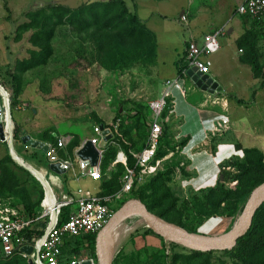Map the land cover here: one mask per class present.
Returning <instances> with one entry per match:
<instances>
[{"label":"rangeland","instance_id":"obj_1","mask_svg":"<svg viewBox=\"0 0 264 264\" xmlns=\"http://www.w3.org/2000/svg\"><path fill=\"white\" fill-rule=\"evenodd\" d=\"M87 1L92 0H0V83L10 94L16 82L19 84L18 98L22 99L19 106L21 109L24 108V112L12 111V122L15 128L23 133L25 125L19 127L23 115L29 124V130H32V126L43 129L57 121L78 118L79 123L75 126L79 134L89 138L94 123L83 122V119L92 111L94 105H97L102 116L112 117V123L121 120L118 133L121 134L122 141L129 144L127 146L132 152H138L147 142L150 123L149 103L161 96L151 84V70L146 66L149 64L151 53L148 52V57L144 59V56H139L145 48L143 45L131 43L129 45L119 34L113 32L94 34L93 38L96 41L88 42L92 37L85 39L86 33L61 27L55 31L52 56L46 60L47 43L43 37L37 36L38 24L48 25L50 21H55L58 17L62 18L59 7L78 11ZM141 1L139 5L142 4L143 8L138 9L137 15L144 21L152 4L146 2L149 0ZM177 1L183 2V0ZM125 2L127 8L133 11L131 2L129 0ZM235 9L234 1L231 4L223 1L207 13L209 16L207 22L215 25L213 30H219L227 22L229 26L224 27V34L218 37L219 50L207 56L206 60L210 63L211 74L217 77L226 92L241 99H249L252 98L254 89H264V77L258 78L245 56L239 61L238 49L243 44V40L246 43L243 45V55L246 53V48L253 45V40L247 33L251 27L250 19L237 16ZM262 20V29L256 27L253 33L256 39L252 50L260 55L257 59L259 63L264 62V18ZM154 21L162 26V34H159L155 50L168 70L164 73L173 76L174 62L181 55V44H177L174 38H168L166 32L171 35L172 31L177 36V33L183 31L170 16L164 20L155 15ZM231 28L234 30L233 33L227 34ZM83 36L84 39H81ZM81 42L88 44L81 45ZM138 51L140 52L137 55ZM131 58L135 61L131 68L135 70L129 75V69L124 65ZM32 63L39 66L31 69ZM40 63L44 64L40 65ZM188 85H190L189 80H187ZM146 87L149 91H146ZM186 91L189 93L187 89ZM261 93L258 98L261 97ZM172 98L174 100L175 93L172 94ZM170 100L171 97L167 99V108L170 106ZM136 103L141 105L136 106ZM235 104L234 101L232 106ZM234 109L232 114L235 119L239 120L244 116L243 110ZM249 110L253 111L247 127L253 130L260 128L259 121L262 114L264 119V106L261 109L262 114L256 112V108ZM36 118L38 119L35 121ZM167 123L168 137L166 141L162 140L157 149V159L160 163L154 174L145 177L137 185L142 192V202L151 208L156 216L162 214V217H158L185 232L209 238L226 235L236 223L243 203V199L241 204L237 199L238 180H242L243 184L247 183L245 177L242 178L241 167L246 166L243 157H233L229 162L225 161L229 165L227 168L229 170L226 169L227 174L225 172L221 174L225 163L219 166L217 186L196 190L185 183L189 181L191 174L188 169L189 162L183 154V140L172 137V133L175 132L174 124L169 118ZM58 127L61 128V125ZM51 131L53 130H46L47 133L42 136L47 137L48 132ZM261 135L264 137V124ZM244 139V146L258 147L264 155V138L244 136ZM122 141L118 137L115 144L125 146ZM13 148L27 162L39 167L40 154L38 158L31 157V149L25 148L20 138H13ZM109 148L112 149L111 153L118 150V146ZM15 151V159L19 164L24 165L26 169L35 170L44 177V171L37 170L23 161ZM248 159L252 160L249 156ZM14 163L7 148L0 142V181L3 182L5 191L19 197L25 207L32 208L39 192L36 178L31 173L24 174L17 170ZM41 166L47 169L46 165L41 164ZM110 173L111 180L107 189L113 190L121 170L115 169ZM249 176L254 186H257L260 177L252 172ZM47 180L49 181V178ZM60 180L65 190L67 186L75 189L77 187L73 180L66 181L64 176H60ZM53 181L56 179L53 178ZM232 182L235 184L231 186ZM79 186L93 192L97 191V184L92 181L80 182ZM51 187L56 194L59 192L53 184ZM248 197L245 198V202ZM0 199L2 202L7 200V198ZM134 199L139 200L135 197ZM123 201L112 202L114 209L120 208ZM147 229L141 217H129L121 221L110 232L108 238V247L112 253L111 264H245L244 261H249L243 254V243L237 244L229 253L215 252L211 255H202L197 252L204 253V251L163 238L153 231L146 234ZM89 253V249H82L80 260L90 259L92 264H99L96 251L95 258L92 259ZM75 259L66 258L68 261Z\"/></svg>","mask_w":264,"mask_h":264},{"label":"built area","instance_id":"obj_2","mask_svg":"<svg viewBox=\"0 0 264 264\" xmlns=\"http://www.w3.org/2000/svg\"><path fill=\"white\" fill-rule=\"evenodd\" d=\"M235 14L250 19L264 18V0H243L236 6ZM180 20L186 22V16H181ZM223 34L224 31L221 29L202 35L199 41L193 36L187 39L176 78L165 81L161 96L149 103L151 114L145 146L138 152L128 151L134 161L133 167L128 166L127 154L122 149L116 152L115 158L108 167V171L117 165H121L123 168V173L119 178V189L116 192L100 195L78 189L72 193L58 192L56 194L51 184L43 178L50 188L52 201L46 204L47 189L43 184H40L43 190V197L40 201L41 213L35 220L44 223V227L42 234L31 242L25 240L23 232L30 227L32 221L25 219L17 209L11 207L10 199L4 202L0 200V247L4 257L19 256L27 262L31 261L32 264H72L82 261L75 258V260L68 261L62 255L66 240L86 235H97L118 209H114L112 202L128 199L140 181L155 173L160 163L156 156L157 149L163 133V125L167 122V118H163V113L168 105L167 99L172 96L173 89H178L182 94L185 92V82L190 81L189 71L194 69V74L210 76V63L206 57L219 50L218 37ZM11 111V94L0 83V124L5 138L9 122L12 134L14 130ZM227 124L226 118L215 121L212 133L221 132L227 127ZM100 125L92 126V135L86 140L98 150V160L95 165H91L88 159H81L77 155L85 141L73 150L72 157H62L59 153L66 148L67 139L55 133H52L54 142H44L46 151L43 153V157L47 165H58L64 173L73 172L75 168L77 173L73 175V178L76 181L83 178L94 182L102 181L106 177L102 170L105 150L115 145V139L121 138V135L118 133L119 120L108 124V127L103 125L104 129L109 130L112 138L106 142L104 148H98L103 139ZM234 184L232 182L231 186ZM68 206L72 207V211L65 221L60 222L61 210ZM25 247L31 248L29 254L23 251Z\"/></svg>","mask_w":264,"mask_h":264},{"label":"crops","instance_id":"obj_3","mask_svg":"<svg viewBox=\"0 0 264 264\" xmlns=\"http://www.w3.org/2000/svg\"><path fill=\"white\" fill-rule=\"evenodd\" d=\"M92 1H95V0H92ZM129 1L132 4L133 11H130L129 9L128 10L130 12L135 13L139 22L152 35L151 41L154 45V56H151L152 57L151 61L146 66L148 69L151 70V72L150 71L149 72L153 76V78L152 76H150V79L152 81L151 84L154 85V89H157L158 93L160 94L161 93L160 91L162 90L161 87H163V84L165 83V81L176 78L178 72H177L175 63L178 59L174 62L175 75L170 76V75H167V73L165 74L164 72L168 70H166L164 61H162V58L158 57L157 55L158 52H156L155 50V45L158 43L159 34H162V26L161 25L159 26V24L154 21V16L156 15L158 17L163 18L164 20L167 16H170L173 20H175L176 25H178L180 29L183 31V32L177 33V36L172 31H171V35H169L166 32L167 37L169 36L168 38H174L177 44H181V55H180L181 57L184 53L185 43L190 36H193L194 38L197 39V41H199L202 35L217 31V30H213L215 28V25L213 23L207 22V19L209 18L207 13H210L211 9H214L219 3L222 4L223 1L228 2L230 4L233 3L234 1L237 6L243 0H197L196 2L194 0H191L190 2L188 0H183V2L181 3L178 2L177 0H149L146 2L147 3L151 2L152 5H151V9L149 10V14L147 15L144 21H142L137 15L138 9L143 8L142 4L139 5V3L142 1L141 0H129ZM88 2L90 1H87L85 3H88ZM144 6L146 7V5ZM147 8H149V6H147ZM183 15L186 16V20H187L186 22H182L180 20V17ZM228 26H229V22L223 24L219 30L221 29L223 30L224 27H228ZM61 27L67 28L68 30L75 31L68 24L53 26L52 36H51L50 43H49L51 49L54 47L53 44H54V40L56 37L55 31L57 28H61ZM228 31H227V34H230V33H233L234 30L231 28V32L228 33ZM80 33H83V34L86 33L85 39L92 37L91 40L88 41V42H91V41H96V39L93 38V35L97 33L99 34V31L93 28V29H90L89 31L80 32ZM81 39H84V36ZM127 43L130 45V42H127ZM82 44L87 45L88 43L81 42V45ZM81 49H83L82 46H81ZM238 54H239V61H240L241 58H243V49L239 48ZM131 67L128 68L129 75L131 74L130 72L132 70H135L134 68H131ZM210 77L218 84V86L221 89L220 92L215 93L213 95H209L197 89L191 83V81H190V85L187 86V81H186L184 85L185 92L183 94L180 93L178 89L172 90V94L175 93V98L173 100L171 96L172 100H170V107L168 108V110H170V113H168L167 111L166 115L164 116L165 118H167V122L169 118L171 120V123L174 124L173 128H175V132L172 133L173 135L172 137L177 140L186 141L185 145L183 146V154L186 156L189 162L188 169L190 171L191 176L189 178V181L185 183L188 186H192L196 190L212 188L217 184V181H219L218 179H219V174H220L219 166L222 163H225V161H230V159H232L233 157L242 158L243 151L245 149L258 148V147L244 146L243 144V141L245 140L244 136L257 137L260 139L264 138L262 135L260 136V133L263 131V124H264L263 114L261 112V109L264 106V89H258V88L254 89L252 93V98L241 99V98L234 96L231 93L226 92V90H224L220 82L217 80V77L213 76L211 72H210ZM186 89L189 91V93H187ZM146 91H149V89L147 88ZM260 93H261V97L258 98ZM158 98L159 97H157V99ZM237 100H241L242 102L244 101V103L239 104L236 102ZM19 101L21 103L22 99H19ZM234 101L236 102V104L235 106H232ZM139 104L141 105V103ZM139 104H137L136 106H139ZM17 108L18 109H16V111L24 112V108L21 109L20 106H18ZM234 108L243 110L244 112V116L239 118V120L235 119L234 115L232 114V111L233 112L235 111ZM251 108H256V112L262 114L261 116L259 115L260 116V121H259L260 128L255 127L256 128L255 130H253V128L247 127L250 124L248 120L253 111V110H249ZM35 111H33V113H35ZM91 115H95L105 125L112 123L111 121L112 117L111 116L107 117V115L105 117L102 116V112H100L97 105H94V108L92 109L91 112H89L86 115V118L83 119V122L92 121V123H94V119L92 118ZM39 116H40V113H39ZM225 118L228 120L227 127L221 132L212 133V129H213L215 121L225 119ZM37 119L38 118H36L35 121ZM79 120L80 119L76 118L74 120L71 119L68 121L67 120L57 121L53 125L48 126L43 129H41L38 126H32L31 127L32 130H29V127H28L29 124H27V120L25 119V116L23 115V118L20 122L21 124L19 127H21V125H25V130L23 131V133H21L22 134L21 137L23 135H28L32 139L38 140L44 143V142L50 141L49 133L51 134L55 133L58 136L65 137L67 139L66 148L61 150L59 154L62 157H67V156L72 157L74 153L73 150L76 149L78 146H81V144L84 141L90 138V137L89 138L83 137L81 134H79L78 129L75 126L77 123H79ZM119 121H120V127H121L122 122L120 119ZM167 122L164 124L165 126H167L166 125L168 124ZM57 124L61 125V128L58 127L59 125L56 126ZM164 125H163V128H164ZM49 129H52L53 131L48 132L47 137L42 136L45 133H47L46 130H49ZM10 131H11V125L9 123L7 127L6 139L11 144L13 143V140H12ZM167 136H168V130H167ZM120 139L122 141V138ZM74 140H75V143H73ZM122 142L126 145L128 144L124 141ZM2 144L4 145V147H6V143H2ZM71 145H75L71 148L72 151L69 150ZM112 146H115V148L116 146H118V150L119 149L124 150L122 146H120L119 144L118 145L115 144ZM107 149L105 150V152L107 151ZM141 149H143V147H141ZM33 151H38V153L40 154V158L43 159L44 165H46L47 169L42 167L40 163H39L40 164L39 167H36L34 164L25 161L29 163L31 166H33L35 169L44 171V177L39 175L35 170H32V169H27V170L31 171L32 173L35 172L34 177L36 179L42 180L44 178L47 180V178H49L50 183L53 184V186L58 189L59 193H67V192L72 193L78 189H81L82 191H89L93 194L103 195L102 194L104 190L103 184L111 180L110 172H113L115 169H117V166H116L112 170L108 171V168H107L104 171L103 166H102L103 173L105 174L107 178L103 179L100 182H95L97 184L96 186L97 191L93 192L89 189L80 188L79 186L80 182L91 181V180L87 178H83V179L76 181L73 178V175L77 173V170L75 168L73 172L58 175L49 169V166L47 165L43 157V152L39 150L31 149V153ZM129 151H131V149H129ZM18 155L24 161V158L20 154ZM60 176L66 177V181H69L70 179L73 180L77 184L76 189L73 187L67 186L65 190L60 180ZM53 178H55L56 181H53ZM119 178H118V183H119ZM8 199H10V206L18 210V207L12 206V199L7 198V200ZM46 204H47V200H46ZM131 217H135V216L132 215Z\"/></svg>","mask_w":264,"mask_h":264},{"label":"trees","instance_id":"obj_4","mask_svg":"<svg viewBox=\"0 0 264 264\" xmlns=\"http://www.w3.org/2000/svg\"><path fill=\"white\" fill-rule=\"evenodd\" d=\"M59 9L62 12V18L58 17L57 20L50 21L48 25L42 26L38 24L36 26L37 36L43 37V39L46 41L47 46H48V52H47L48 56L46 60H48V58H50L52 54V49L49 43H50V39L52 36L53 26L62 25V24L70 25L76 32L78 31V33L89 31L90 29L94 28L95 30L99 31V33L113 32L115 34H119L125 42H130L132 45H140V46L143 45L145 47L139 56H142V57L144 56V59H146L148 57V52L151 53V56H154V45L151 41L152 35L139 22L135 13L130 12L128 10L124 0L90 1L88 3L81 5L78 11H72V10L67 9L66 7H59ZM243 19H250V18L244 17ZM262 19L263 18L250 19L251 27L250 29H248L247 33L252 37L253 45L252 44L250 45L251 46L249 47L250 49L246 48V51H245L246 53H244L243 55L249 62L250 66L252 67V70L254 72L256 71L257 75L259 76L258 78L264 77V62L259 63L257 59H258V56L260 55L257 54L255 50H252L254 47L255 39H256V36L253 35V33L255 31L254 28L256 27L262 29L261 28L263 26ZM244 44H246L245 40H243V44L239 48L243 49ZM139 52L140 51H138L137 55L139 54ZM151 58H150V61H151ZM181 59L182 57H180L175 63L177 69H178V65L181 62ZM241 60H243V58H241ZM43 64L44 63H40V65H43ZM134 64H135L134 58H131L129 62L124 65V67L129 68ZM37 66H39V64L32 63L30 68L31 69L36 68ZM13 80L15 82V78H13ZM19 94H20V86L16 82V84L14 85V90H12V93H11V110L12 111L16 110L17 107L20 105V101L18 98ZM236 102L239 104L244 103V101L242 102L241 100H237ZM167 111H168V108L164 111L163 117L166 115ZM91 116L94 119V124H97V125L102 124L105 127H108V125H105L95 115H91ZM167 130H168V126H165V128H163V133L160 138L159 145L162 142V140L166 141V138L168 137ZM21 135L22 134L20 133V131L14 127L13 138L14 139L21 138ZM49 140H50L49 142H54V137L51 133L49 135ZM7 142L10 144L9 141ZM185 143L186 141L183 140V146L185 145ZM75 145H71L69 150L72 151L71 148ZM122 148L127 154L128 166L133 167L134 161L128 153L130 148L127 145L125 146L123 145ZM110 150L112 149L111 148L107 149L102 159V166H103L104 171L108 168L110 162L114 159L116 155L115 150L113 153H111ZM262 153L263 152L259 148H248L243 151V160L246 166H242L241 170H242V178L245 177L244 179L246 180L247 183L243 184L242 180H238V190H239V196L237 198L238 203L241 204V200L243 199V203L241 204V207H240V213L245 204V198H247V196H249L251 191L256 187L254 186V183L250 180L249 174L252 172L260 177V180H258L257 186L261 183H264V155ZM38 154H39L38 151H33L30 154V156L38 158ZM107 156H110V157H107ZM248 156L251 157L252 160L248 159ZM4 161H6V159H4ZM24 161L26 160L24 159ZM38 162L40 164H44V161L42 158H38ZM227 162L225 163V166L222 167V169L224 170L221 173L222 175H223V172H225L226 174L228 173V171H226V169L229 167ZM14 164L17 170L21 171L24 174L29 173L28 171H26L25 169H23L16 163ZM117 169L121 170V174L123 173V168L121 165H117ZM238 178H236V180ZM35 181L38 184L39 192H38V197L35 203L33 204L32 208L25 207L23 204V201H21L19 197H17L15 194L9 191H5L4 184L2 181H0V198H11L12 206L18 207V211L20 212V214L25 219L32 221V224L30 225V227L25 229L23 232V236L25 240L29 242H31L34 238L40 236L42 234V228L44 227V223H42L41 221L35 220L36 217H38L41 213L40 201L43 197V190L41 188V185L36 179ZM109 183L110 181L103 184L104 190L102 194L109 195V194L116 192L119 189V183L117 179H116L115 187L113 190L107 189ZM43 185L46 187L47 193H48L46 200L47 202L50 203V201H52V194L50 192V188L45 183V181H43ZM67 193H70V192H67ZM134 197L141 200V202L143 200L142 192L138 188V186L132 191L129 198L124 200L121 204H123L125 201L129 199H134ZM146 208L150 212H152L151 208H149L148 206H146ZM71 209L72 207L68 206V207H64L61 210L60 222H63L68 218V215L72 211ZM157 216L162 217V214L159 213L157 214ZM151 232L152 231L150 229H147V231H145L146 234H149ZM95 239H96V235H86L82 237H77L75 239H71V241L66 240L65 245L62 249V255L65 256L67 259H71V258L80 259V256H81L80 253L82 249H89L90 258L91 259L95 258ZM242 243H243V254L246 255L249 259V261H244L245 264H264V203L256 211L249 230L237 242V244H242ZM229 251L231 250L220 251V252L229 253ZM212 253H215V252H204V253L197 252V254H202V255H211ZM7 261H11L8 264H23V262H25V264H28V262L25 259L19 256H14L11 258L4 257L1 253V247H0V264H5V262Z\"/></svg>","mask_w":264,"mask_h":264},{"label":"water","instance_id":"obj_5","mask_svg":"<svg viewBox=\"0 0 264 264\" xmlns=\"http://www.w3.org/2000/svg\"><path fill=\"white\" fill-rule=\"evenodd\" d=\"M231 32V29L228 33ZM195 70L188 72V77L191 83L200 91L213 95L221 91L218 84L208 75H200L195 73ZM102 130L101 136L102 141L98 145V148H104L106 142L112 138L108 129H104L103 125H100ZM21 142L26 148L39 150L41 152L46 151V146L43 142L32 139L28 135H23L20 138ZM0 141L6 143L7 150L11 159L20 167L25 169L24 165L19 164L15 160L13 143L9 144L4 136L2 125L0 124ZM77 155L81 159H88L91 165H95L98 160V150L89 141H85L81 149L77 152ZM49 169L58 175L64 174V172L59 168L58 165H50ZM28 171L27 169H25ZM35 176V172H31ZM222 177H220V180ZM44 180V179H43ZM40 184H43L42 180L37 179ZM45 181V180H44ZM264 202V183L256 186L250 193L247 201L245 202L243 209L238 216L236 223L232 227V230L224 236L217 238H209L202 236L200 234L188 233L180 229L179 227L164 221L163 219L156 216L154 213L150 212L146 206L139 200L129 199L113 214L105 227L96 235L95 239V251L99 264H111L112 263V253L108 248V235L113 227L116 226L118 222L123 220L125 216L132 213H139L143 215L147 228L153 231L155 234L167 238L184 245L190 246L196 250L204 252H220L226 250H232L240 238H242L245 233L249 230L253 217L256 211L259 209L261 204ZM24 252L29 254L31 252L30 247H25ZM28 264H32L28 261ZM72 264H92V261L82 260L79 263Z\"/></svg>","mask_w":264,"mask_h":264},{"label":"bare ground","instance_id":"obj_6","mask_svg":"<svg viewBox=\"0 0 264 264\" xmlns=\"http://www.w3.org/2000/svg\"><path fill=\"white\" fill-rule=\"evenodd\" d=\"M10 123V122H9ZM9 125V124H8ZM11 125V124H10ZM8 127V126H7ZM11 133V137H12V140H13V134H12V132H10ZM135 216V217H141L142 218V220L145 222V219H144V217H143V215H141V214H139V213H132V214H130V215H127V216H125V218H123V220L124 219H126V218H129V217H131V216ZM123 220H121V221H123ZM120 221V222H121ZM120 222H118L117 224H116V226L120 223ZM145 224H146V222H145ZM147 225V224H146ZM115 226V227H116ZM115 227H113L112 229H111V231L115 228ZM110 231V232H111ZM110 232H109V234H110ZM108 238H109V235H108ZM109 248V247H108ZM110 250V249H109Z\"/></svg>","mask_w":264,"mask_h":264}]
</instances>
